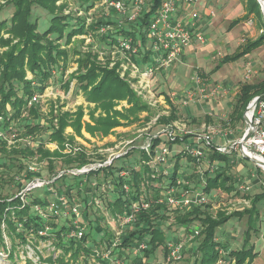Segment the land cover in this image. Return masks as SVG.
Segmentation results:
<instances>
[{"label": "trees", "instance_id": "1", "mask_svg": "<svg viewBox=\"0 0 264 264\" xmlns=\"http://www.w3.org/2000/svg\"><path fill=\"white\" fill-rule=\"evenodd\" d=\"M57 1L6 0L5 3V5L15 6L16 9L10 18V22L3 20L0 23V46L9 47V50L0 54V131L4 134L9 133V131H17L19 132L18 138H21L32 135L36 129H39L40 132L41 128H45L46 131H49L50 142H56L58 148L52 151L45 148L44 145L31 147L19 143L17 148L13 147L9 150L8 139H0V228L1 224L5 222L9 228L8 233L13 238L18 236L21 242H27L29 241L28 236L46 238L41 234V228H45L49 224L50 228H59L53 232L56 237H54V240L58 247H62L66 252L71 251L73 258L85 255L86 262L91 263L90 258L97 249L95 248L97 243L101 244L96 241L95 237L97 235H101L102 240H104L102 245H100V250H109L114 242L111 233H108V230L106 231L108 225L102 228V224L104 225L105 223L106 225L108 220L104 214L106 211L95 202V199L98 198L102 203H105L104 198L107 197V201H110L107 202L108 208L106 209H111L112 216L129 214L132 212L133 204L139 206L148 204L147 208L141 207L136 214L135 222L125 226L121 244L111 250L112 257L122 256L128 264H149V259H158L157 253L162 249V262H159V264H165L170 252L168 237L173 228H165L164 222L171 219L173 214H177V218L175 217L177 225L180 226L179 228L184 227V231L191 229L190 226L194 223H199L200 225L199 233L191 242V245H193L191 253L195 257V261L192 264H219L223 256L229 259L232 264H252L258 256V252L252 244H247L249 239L238 249H228L227 244L218 240V230L228 223L230 220L229 216H225L223 212H219L217 216H214L209 210L210 206L207 204L191 205L180 211L179 207L167 202V190L172 187H182L186 181L180 180L182 184L179 180L177 181V171H174L172 178L167 180V176L162 171V173L155 171L149 165V161L156 156V148L162 141L160 137L155 139L150 154L145 150H135L141 153V159L136 158V156L130 157V151L125 156L115 158L109 166L89 171L84 187H81L83 182L79 180V177L66 170V173L50 184H43L45 187L42 190L43 194L32 197L30 204L23 203L21 200L22 196L18 192L25 190L29 180L32 177L34 178V174L25 164L28 157L40 154L42 158H49V161L52 162L51 157H61L66 144L75 141V136H84L83 130L92 136L105 137L112 134L114 128L138 120L139 114L148 109L147 104L139 101L134 90L120 76L116 68H108V66H100L98 64H85L83 66L85 70L78 77V80L80 86L85 90L87 100L94 104L93 106L89 104L87 108L89 120H84L86 110L81 105L74 112L64 111L60 115L54 116V118L58 119L57 123L53 119L48 127L38 123L41 117L39 108L36 106L28 107V101L24 97H30L34 92L31 85L32 82L26 78L27 71H30L35 76L37 82L39 80L40 87L46 85L50 75V68L58 66L60 59L68 57L67 50L61 49L62 44H60V41L66 37V41L71 42L74 35L82 34L86 31V21L84 20V25L81 24L79 28L74 26L78 25V20L72 17L71 13L63 14L62 11L67 6V2L59 6ZM83 1L84 4L81 3L80 5L88 6L89 0ZM243 1L248 4L249 12L251 14L254 13L257 19L260 20L258 25L261 37L248 44L247 51H250L260 47L264 41V21L262 20L261 9L257 0ZM151 3L153 7L149 11L146 10L141 23L145 27L148 24L147 20L161 6L162 0H151ZM4 6L0 7V11ZM35 7H40L51 13L50 26L47 29H40L39 18L36 15L34 16ZM76 22L77 24H75ZM108 23L112 22L100 20L95 22L91 28L96 29L94 25L100 28ZM233 23H238V21ZM4 30L8 31L12 38H5L1 33ZM124 35H132L134 38L140 35L143 44L147 41L145 30L139 33L137 30H131L130 27H125L109 34L107 41L109 43L118 42L119 37ZM14 39L19 41L13 44ZM240 56L241 54L233 58L227 56L223 63L235 60ZM133 57V59H136L135 56ZM144 57L147 59V54ZM261 94H264V78L242 87L235 109L230 115L232 125H235L243 118V111L249 101ZM125 100H127L129 106L117 109L118 103ZM27 108L28 117L24 118ZM98 111L100 112L97 113ZM30 117H34L36 123H31L29 121ZM179 117L178 111L172 106L171 114L167 117L163 116L160 119V124L171 123L179 119ZM68 127H71L74 133H68ZM178 139L176 141L170 140L169 142H178ZM209 148L210 151L207 154L211 163H229L231 155L217 151L212 144ZM184 153L186 156L189 155L188 158L190 160H197L192 158L187 150ZM182 155V153L178 154L179 158ZM68 161L71 167L76 165L81 167L88 164L90 159L86 154L80 153L71 156ZM177 166L178 164L176 163L175 167ZM4 169L15 170L16 173L26 172L27 177L17 182L19 187L16 188L15 193H9V189L12 188L11 181L15 179L7 178L5 175L9 172L6 174ZM121 170H126V175L121 176ZM227 171L226 166L220 164L213 174L209 170L206 172V180L203 185L204 191L208 196L212 194V191L220 188L227 191L236 189L234 184L237 181ZM101 173L103 178L100 179L98 176ZM91 174L95 179L92 180L90 178ZM51 176L48 173L43 177L44 179H49ZM69 176L78 179L68 182L67 177ZM62 178L63 181L58 184ZM94 182L96 184H92V191L89 192L87 187ZM104 185L107 186L106 190L103 188ZM127 186L129 187L128 191L126 190ZM53 189L61 195H67L68 208H60L58 212L55 209L52 212L53 214H51L46 208L55 203V198L52 196ZM109 191L113 193L111 198L107 196ZM78 202H80V205ZM12 206H16L14 210L10 208ZM75 206H78L81 210L80 223L84 228H87L84 236L76 239L69 236V230L73 226V208ZM18 207L19 209H16ZM34 207L46 209L43 212L53 215L50 216L51 219L57 218L56 213L64 214L62 211L69 210L71 218L63 226L58 227L55 221L45 217L47 214L43 215L37 209L32 212ZM103 221L104 223H102ZM18 226L22 228L20 232H17ZM248 231H251V228ZM89 237L94 246H91V242L89 243ZM0 239L4 241L1 232ZM142 240H146L149 246L143 252L135 255L133 247ZM184 251H188L187 247ZM198 255H200L199 258ZM103 261L107 264V260L103 259ZM28 264H32L31 259L28 260Z\"/></svg>", "mask_w": 264, "mask_h": 264}, {"label": "rangeland", "instance_id": "2", "mask_svg": "<svg viewBox=\"0 0 264 264\" xmlns=\"http://www.w3.org/2000/svg\"><path fill=\"white\" fill-rule=\"evenodd\" d=\"M66 2L67 6H65L62 10L63 14L71 13L72 17L78 20V25H74L78 26V28L81 24L84 25L85 20L86 31L85 33H78L74 35L71 39V42H67L66 37L60 41V44H62L61 49L67 50L68 57L60 59V64H58V66H53L52 68H50V75L48 77L46 85L40 87L38 83L39 80L37 82L35 76L30 71H27L26 78L32 82L31 85L34 89V92L32 96L24 97L28 101V107L36 106L39 108L41 117L38 123L42 124L44 127H48L53 119L54 122L57 123L58 119L54 118V116H58L64 111L74 112L77 110L78 106L81 105H83L86 110L84 120H89L87 108L89 104H91V106H93L94 104L90 103L87 100L85 90L80 86L78 80V77L85 70L83 67L85 64H98L100 66H108V68H116L120 76L124 80H126V82L134 90L139 101L143 104H147L148 109L139 114L138 120L114 128L112 134L105 137L98 135L92 136L91 134L83 130L84 136H75V141H73L72 143L68 142L66 144L65 149L62 151L63 155L61 157H51L52 162L49 161V158H42V155L40 154H35L32 157H28L26 159L27 161H25V164L26 167L30 169V171L34 174V178L32 177L29 180L28 186L25 190H21L20 192H18V194H20L21 196L24 195L23 197H21L23 203L30 204L29 202L32 197H35L38 194H43L42 190L45 188L43 184H47L46 182H44L45 179L43 176H46L48 173L54 175L55 173H58L60 171H63L64 173H66V170L71 171L76 175V177L80 178L79 180L83 182L81 187H84L86 179L88 178V171H85L84 173H75L72 170H81L83 169V167L90 165L93 167L94 165L92 164H96L98 162L104 163V161L106 162L111 159L114 160L119 156L127 155L130 151V157H135L136 155L141 159V153L139 154L135 152V150L139 149L140 146H144L145 144H147V141L156 134H160L162 135L161 139H163L164 144H160L161 146L158 145L157 148L167 151L166 161L165 163L163 162L165 170L169 165L172 175L174 171H177V181L183 180L182 178H184V180L186 181V185L194 186L193 188L195 191H199L201 193L204 191V185L202 183L204 180H206V172L209 170L210 173L213 174V171H211L210 169L211 165H214L216 169L220 164L226 166L228 170L227 173L237 181L234 184V187L237 190L233 189L232 191H227L220 188L212 191V194L209 196H207V193L205 194L204 192V196H206L207 201L209 202H207L210 206L209 210L214 216H217L219 212H223L225 216L230 217L228 223L218 230V240L227 244L228 249H238L245 244L246 240L249 239L247 244H252L254 249L258 252V256L255 258L252 264H264V167L253 159L247 157V155L243 153L239 145H237L235 153L231 154L228 164L225 162L211 163L207 154L210 151L209 147L211 146L205 142H202L200 144L201 151L199 155L193 156L190 152H188V154H190L192 158H196L197 160H190L188 158L189 155H185V147L180 148L181 151L179 149H176L174 151L169 150V148L167 149V144H170V138L166 133H161L162 131L159 133L161 129L159 123L160 119L163 116L167 117L171 114L172 109L168 114L163 113V111L165 110V107L163 105H160L159 103L157 105L149 104L147 98H145L143 95H138V93L135 91V87L129 81H132L131 78L133 77L131 75V72L129 70L126 71V75H128L127 77L129 79L123 77L120 73L121 63L126 61V58L124 57L127 56L126 53L121 48L118 49L116 47H113L114 44H117V42L109 43L107 41V37L109 34L115 33L125 27H130L131 30H137L139 33H141L145 30V25H141L143 18L141 23H139V21L137 20H132L128 15L129 13H127L126 15H118L114 12L109 13L108 11L110 8L107 5H103L102 0H89L88 6L80 5L81 3L84 4L83 0H58L57 5L62 6ZM5 3L6 0H0V7L4 6ZM149 5H152V3L149 2ZM15 9L16 7L13 5H5L0 11V23L3 20H8V22H10V18ZM35 15L39 18L41 30L47 29L50 26V12L40 7H35L34 16ZM254 19L257 29L260 30L258 25V22L260 20L257 19L256 15ZM100 20L111 21L112 23H108L110 24V26L105 28L104 25L100 28H98L97 25H94L96 29L91 28V26L95 22H99ZM262 20L264 21L263 16ZM77 22L75 24H77ZM1 33L5 38H12V35L6 30L2 31ZM205 37L207 39L205 43H201L197 39H195L193 42L195 51L199 52V56L207 55V57L209 58L207 63L202 60L203 65L202 67H199L201 71L193 72L192 68H194L196 63L198 64V61H196V59H189L183 64L184 69H180L178 75L174 74L176 72L174 71L173 66L172 68H170L169 78H167L169 72H161L159 73V76H157L158 74H155V77H159L153 79L155 80V89L153 92L156 94V96L163 94L168 98V101L171 102V96H179L183 94V91L186 89V86H188L190 80L192 81V77L195 73L199 72L203 74L205 72L203 70V67H205L206 69H209L212 66H216L215 68H219L218 64L222 63V60L226 56H230L226 54V50L219 49L216 41L211 42V40H209L206 35ZM260 37L261 31L258 39ZM136 38L142 39L140 35H138ZM18 41V39H14L13 44H16ZM144 44L147 47V41ZM246 45L247 43L245 44V46ZM258 48L257 49L259 50V52L256 56V59L257 68L260 73L259 80H261L264 78V41ZM7 50H9V47L0 46V54ZM213 56H215V59L213 58ZM225 66V69L223 67L222 69L218 70L220 76L224 77L227 75V67L230 66V64L228 63ZM204 74H206V72ZM252 82L253 81H242L240 82V85L243 87L246 84ZM35 95L38 96V101L32 103V98ZM239 95L240 93L235 99L234 107L236 106ZM125 106H129L127 100L120 101L116 108L121 109ZM174 108L179 113V119L183 120V122L186 124L185 127L189 131H192L191 133L185 132V127L182 126L181 129L183 130V132H180V135L178 137V143L181 145L183 143L180 140L181 137L196 141L198 134L208 133L201 128V125L205 122L206 124H210L215 127L217 135L214 141L216 142H220L221 138L223 139L225 137V139L237 141L243 136L246 129L248 128L246 119L244 117L246 109L243 111V118L235 125H232L231 122H229L231 113H227L224 118L213 117L211 115L212 119L209 120L207 117L198 118L196 115H188L187 113H185L181 105L175 104ZM99 112L100 111H98L97 113ZM25 113L26 116H24V118L28 117V108ZM29 121L31 123H36L34 117H30ZM170 124H172V122ZM165 125L162 126L166 127ZM38 132L39 129H36L32 133V135L21 138H18L19 132L17 131H9V133L5 134L2 132V136H0V139H8L9 150L13 147L17 148V144L19 143H21V145H28L31 147L44 145L45 148H48L52 151L58 148L56 142H50L49 131H46L45 128H41L40 132ZM67 132L74 133L71 127L67 128ZM175 132L176 131H174V136ZM226 132H231L230 136L223 137L222 135ZM155 139L157 138H153V142L150 145L151 148L155 143ZM80 153L86 154L90 159V162L81 167L77 165L75 167H71L68 159L71 156H75ZM181 153L183 155L179 158L178 154ZM176 163L178 164L177 167H175ZM4 170L6 174L9 172L7 175H5L7 178H10L11 180L12 178L15 179L14 181H11L12 188L9 189V193H15L16 188L19 187V185H17V182H20L23 178L27 177L26 172L23 171L21 173H16L15 170ZM92 176L93 175L91 174L90 178L92 180L95 179ZM102 176L103 174L101 173L98 177L101 179L103 178ZM76 177L69 176L67 177V180L68 182H73V180L78 179ZM239 179L246 180V183L248 185V190L244 195H242L237 188ZM62 181L63 178L60 179L58 184ZM92 184L94 183H91V185H88L87 187V190L89 192L92 191ZM32 192L34 193L32 194ZM55 192L56 190L53 189L52 196L54 198L55 194L57 193ZM107 196L111 198L113 197V193L109 191ZM107 200V197H105V203H102V207L103 210L107 212L108 218L111 219V215L113 213L111 209H106L108 208L107 202L110 201ZM196 200L197 199H195L194 197L190 199L189 202ZM78 204L80 205V202H78ZM189 204L191 203H188L186 200H181L180 198V206H176L179 207V209L184 206L182 209H180V211H183L189 206ZM15 207L16 206H12L10 208L14 210ZM16 209H19V207ZM32 209V212H35L36 209L38 210V207H34ZM39 212L43 215L47 214L43 211ZM62 212L64 214H61L60 212L56 213L57 218L51 219L50 216H53L51 215L53 214L52 212L51 214H47V216L45 217L47 219H50L51 221H55L58 227H61L67 220H69V218H71V212L69 210ZM73 216H75V214ZM176 216L177 214H173L171 219L166 220V222H164V227L173 228L177 226L179 228L180 226L177 225ZM81 217L82 216H80L79 220H81ZM102 223H104V221ZM107 225L108 221L106 225L105 223L104 225L102 224V228H105V226ZM122 227V222L121 224L117 225V228ZM17 228V232H20L22 229L20 226H18ZM106 228V231L108 230V233H111V237L113 238V240H115L116 236L111 230L112 227L109 226L108 228L107 226ZM190 228H200V225L199 223H194L192 226H190ZM250 228L251 231H248ZM0 229L1 236L4 237V241H1L0 239V264H28V260L30 259L32 264H106L102 259H98L95 261L94 257L91 259V263H87L86 258L84 257L85 255H81L79 258H73L71 251L66 252L65 249L56 245L54 240L55 234L53 232H55L59 228H50L49 224H47L45 228H41V234L46 238L42 239L38 237L28 236L29 241L27 242H21V239L18 236H15L13 238V236L8 233L9 228L5 222L1 224ZM95 238L96 241L101 243H97V246L95 248L101 249L100 245H102V242L104 241L102 240V236L97 235ZM88 240L90 243V237ZM90 244L91 246H94V243L92 244L91 242ZM192 247L193 245H190L188 251H184L182 260L177 264H192L195 261V257L191 253L193 250ZM161 253H163L162 249H160L157 253L158 259H153V261H150L151 259H149V264H151L152 262H162L161 256L163 254ZM199 257L200 255H198V258ZM113 259L114 258H112L110 262L108 260L107 264H115L113 262ZM219 264L232 263H230L229 259H226L223 256Z\"/></svg>", "mask_w": 264, "mask_h": 264}, {"label": "built area", "instance_id": "3", "mask_svg": "<svg viewBox=\"0 0 264 264\" xmlns=\"http://www.w3.org/2000/svg\"><path fill=\"white\" fill-rule=\"evenodd\" d=\"M177 1L178 0H162L159 9L147 20L148 24L145 27L147 36V47L143 46L144 44L142 39H136L132 35H124L119 37L117 44H114L113 46L118 49L121 48L127 55L124 56L126 58V61L121 63V75L129 79L127 77L128 75H126V71L129 70L131 72V75L133 76L131 78L132 81H129L135 87V91L138 93V95H143L145 98H147L149 104L152 105H156L158 103L157 97L151 89V79L154 76L155 71L160 69L161 67L172 65L183 51V48L193 42V34L190 31L189 27L186 26L183 22L174 21L172 19V14L176 9ZM149 2H151V0H102L103 5H107L110 8L108 11L109 13L114 12L118 15H126L127 13H129L128 15L132 20H137L139 22L142 21L144 13L148 9L147 7L149 6ZM194 14L197 15V13ZM108 26H110V24L104 25V28ZM197 40L201 43H205L207 39L205 35L200 33L197 34ZM144 52H148L147 55L149 58L152 56L151 58L153 60V66L145 67L144 69H142L140 63L132 59L131 56L139 55L142 57L143 54H145ZM257 75V70L253 69L251 63H248L245 69L246 81H252ZM211 83L212 80L209 75L204 73L202 74L199 72L195 73L192 77V84L194 86L188 92V98L193 99L196 98L198 95L204 98L215 96L219 89L218 86H214L212 87V89H209ZM37 101L38 96L35 95L32 98V103ZM251 119L253 123V129L246 143L248 144V146H250V148L255 151L258 156L264 159V96L255 102L251 113ZM161 133H166L171 139L175 138L174 128L172 125L164 127ZM0 136H2V132H0ZM159 136L160 134H156L147 141V144H145L144 146H140L139 149L145 150L148 154H150V145L153 142V138H157ZM199 139L207 140L203 136H199ZM236 142L237 141H233L226 145H217L215 149L221 153L231 155L236 151ZM185 150L190 152L193 156H197L200 154V148L194 147L189 143L185 145ZM156 153H159L158 156L156 158H152L150 160V163L152 161L156 163L157 161H166L167 151L156 150ZM243 153L248 156L245 151H243ZM112 162L113 159L104 163L98 162L96 164H92L94 165L93 167L90 165L83 167V169L81 170L76 169L72 171L75 173H84L85 171L89 172L91 170H99L101 167L109 166ZM210 169L214 172L216 167L214 165H211ZM155 171H157V169ZM63 174V171L55 173L49 179L44 180V182L47 183L44 185L50 184ZM120 175H126V170H121ZM95 184L96 182H94V185ZM103 188L106 190L107 186L104 185ZM175 189V187H172L167 190V202L169 204L180 206V198L177 196ZM126 190H129L128 186L126 187ZM238 190L242 195L247 192L248 185L246 183V180L239 179ZM190 192L191 189L185 190L184 196ZM197 195L199 197L198 199L196 198V201L189 202V200H187V202L199 205L207 204L208 201L207 198L204 196L203 192H200ZM23 196L24 195H22V197ZM95 202L98 206L102 208V202L100 199L96 198ZM141 207L147 208L148 204H142L140 206L137 204H133L132 212L127 215H111V219L108 218L107 212L104 213L107 216L108 224L110 227H112L111 230L115 234L116 238L109 250L101 251L100 249H96L95 253L91 256L90 260L94 257L95 261L98 259H105L107 261L109 260L110 262V260L114 258L113 262L115 264L126 263L122 256L112 257L111 250L112 248L121 244L125 226L136 221V214L140 211ZM60 208L67 209L68 200L66 196L56 193L55 203L49 205L46 209L49 212H53L55 209H57L58 212ZM44 210L43 208L38 207V211ZM73 213L75 214V216L73 219V226L69 230V236L71 238L76 239L83 237L87 228H84L80 223L79 218L81 216V210L78 208V206H75L73 208ZM121 222L123 227L117 228V225L121 224ZM199 230L200 228L189 229L188 231H181L175 241L169 242L168 246L170 252L165 261V264H177L182 259L184 250L186 249L188 244L192 242L193 238L199 233ZM148 246L149 245L147 241L142 240L136 246L133 247V253L137 255L140 252L146 250ZM151 264H159V262H152Z\"/></svg>", "mask_w": 264, "mask_h": 264}, {"label": "crops", "instance_id": "4", "mask_svg": "<svg viewBox=\"0 0 264 264\" xmlns=\"http://www.w3.org/2000/svg\"><path fill=\"white\" fill-rule=\"evenodd\" d=\"M152 7L153 5H149L147 10L148 11L151 10ZM194 13H197V15H195ZM246 17L248 18L245 19ZM254 18H255L254 13L251 14L249 12L248 4L244 2L243 0H178L177 1L176 9L172 14V19L174 21L183 22L186 26L189 27L190 31L193 34V42L195 39H197L196 38L197 34L201 33L203 35H206L209 38V40H211V42L216 41L219 49L226 50L227 51L226 54L230 55L229 56L230 58L236 57L239 54H241V56L235 60L223 63V60L225 59L224 58L222 60V63L218 64L219 68H215L216 66H212L209 69H206L205 67H203V70L206 72L207 75L211 77V80H212V83L209 89H212V87L214 86H218L219 90L217 91L215 96L204 98L198 95L196 98H193V99L188 98V92L194 86L192 84V81L190 80L188 86H186V89L183 91V94L179 96H175V95L171 96V102H169L168 98L165 97L163 94L156 96V94L153 92L155 89V86H154L155 80L153 79L159 78L157 76H159V73L161 72L162 73L169 72V74L167 73L168 74L167 78H169L170 68H172V66L174 67V71L176 72L174 74L178 75L179 70L184 69L183 64L189 59H193V60L196 59V61H198V64L196 63L194 68H192V71L193 72L201 71L199 67H202L203 65L202 60L206 63L209 60L207 55L199 56V52L195 51L193 42L185 46L181 54L178 56V58L175 60V62L172 65L164 66L156 70L154 73V76L151 79L152 92L157 97L158 103L165 107V110L163 111V113L168 114L169 111L172 109V105L175 106V104L181 105L185 113H187L188 115H196L198 118L207 117L209 120L212 119L211 115L213 117L224 118L227 113L228 114L233 113L235 109L234 107L235 99L242 89L240 82L246 81L245 79L246 65L248 63H251L253 69L258 70L256 56L259 52L258 50L259 48L247 51L248 44L250 42L257 40L260 35V30L257 29ZM235 21H238V23H233ZM246 43L247 45L245 46ZM144 53L145 54H143L142 57L139 55H133L136 57V59L134 60L140 63V66L142 67V69H144L145 67L153 66V60L151 58L152 56L149 58L147 55V59H145L144 55L148 54V52H144ZM213 58L215 59V56H213ZM228 63L230 64V66L227 67V75L224 77L220 76V74L218 73V70L222 69L223 67L225 69L226 67L225 65ZM257 72L259 73V70ZM155 74H158V75L155 77ZM259 79H260V73L252 81L258 82ZM229 122H231L230 118H229ZM162 125H165V124H160L161 129L159 133L164 128V126ZM170 125L173 126L174 131L176 132H175L174 139H171L169 135L168 137L170 138V140L176 141V139L180 135L179 133L183 132V130L181 129L182 126L185 127L186 124L183 122V120L177 119L173 121L172 124L168 123L165 126H170ZM201 128L204 129V131H207L208 133L198 134L196 141H192L190 139L181 137L180 140L183 142L182 145L179 144L178 142H174L170 144L168 143L167 149L169 148V150L171 151L172 150L174 151L176 149L180 150V148L185 147V145L188 143L194 147L200 148V144L202 142L208 143L209 139L210 141L208 145L211 146V144L213 143L212 145H214L215 147L217 145H223V144L226 145L229 142H233L232 140L225 139L226 138L225 136H230L231 132L224 133L222 136L225 138L223 139L221 138L220 142H216L214 141V139L216 138L217 132L215 131L214 126L210 124H206L205 122L201 125ZM184 130L185 132H188V133L192 132V131H189L186 127L184 128ZM199 136H203L207 140H200ZM159 137L162 138V135H160ZM160 144H164L163 139ZM160 144L159 146H161ZM156 150L159 151L162 149L156 148ZM135 152L140 154L139 151H135ZM158 154L159 153H156V156L154 158H156ZM136 158L138 157L136 156ZM164 163L158 162V161L157 163L154 161L150 163L149 161V165L153 168V170L157 169L158 172L162 171L167 176V180H169L172 178L173 175H172V172H170L169 165L166 167V170H165ZM182 179L184 180V178ZM204 182L205 180L203 181V183ZM193 187L194 186L186 185L185 183L184 186L176 188L175 191H176V194H178V197L181 198V200L187 201L194 197L195 199L196 198L198 199L199 196L197 194H199L200 192L195 191ZM188 189H191V192L184 196L185 190H188ZM204 192L205 191H203V193ZM208 203L207 205H209ZM191 205H194V204H189V206ZM197 206H199V204ZM108 227H109V224H108ZM191 229H195V228H191ZM184 230H185L184 227H181V228H178L177 226L173 227L172 232L168 237V242L175 241L178 238L179 233ZM190 245H191V242L188 244L187 249H189ZM150 261H153V259Z\"/></svg>", "mask_w": 264, "mask_h": 264}, {"label": "water", "instance_id": "5", "mask_svg": "<svg viewBox=\"0 0 264 264\" xmlns=\"http://www.w3.org/2000/svg\"><path fill=\"white\" fill-rule=\"evenodd\" d=\"M258 4L260 5V9H261V13L264 19V0H257ZM264 96V94L255 96L253 99H251L246 107L245 110V119L248 125V128L246 129L245 133L243 134V136L237 140L236 144L239 145L241 147V149L243 151H245L249 158L253 159L254 161H256L257 163H259L261 166L264 167V159H262L260 156H258L255 151L250 148V146H248V144L246 143L247 139L249 138V136L252 133V129H253V123H252V119H251V113H252V109L255 105V102L257 100H259L260 98H262Z\"/></svg>", "mask_w": 264, "mask_h": 264}]
</instances>
